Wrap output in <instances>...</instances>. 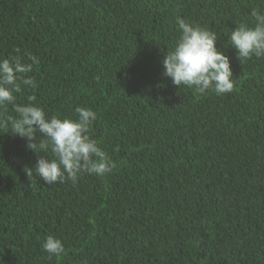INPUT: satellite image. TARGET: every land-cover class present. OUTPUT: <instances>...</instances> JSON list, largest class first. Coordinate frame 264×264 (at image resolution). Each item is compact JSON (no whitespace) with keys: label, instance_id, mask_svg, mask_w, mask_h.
<instances>
[{"label":"trees","instance_id":"trees-1","mask_svg":"<svg viewBox=\"0 0 264 264\" xmlns=\"http://www.w3.org/2000/svg\"><path fill=\"white\" fill-rule=\"evenodd\" d=\"M253 8L264 0H0V57L39 59L38 87L17 102L34 95L72 118L92 108L114 162L49 186L0 127V264H264V58L240 62L226 36ZM176 16L217 33L231 93L163 75ZM49 235L65 245L58 258L42 248Z\"/></svg>","mask_w":264,"mask_h":264},{"label":"clouds","instance_id":"clouds-1","mask_svg":"<svg viewBox=\"0 0 264 264\" xmlns=\"http://www.w3.org/2000/svg\"><path fill=\"white\" fill-rule=\"evenodd\" d=\"M254 23L241 22L226 34L227 44L236 50L240 62L264 58V12L253 8ZM179 33L175 46L167 50L162 64L163 75L173 85L187 86L198 93L213 91L217 95L231 93L235 78L230 58L216 45L217 33L209 28L176 16ZM39 64L37 56L29 53L28 60L16 56L0 57V110L13 108L15 115L0 111V127L26 141V148L38 156L34 166H24L31 180L33 175L46 185L76 184L82 173L104 177L111 173L114 162L94 137L97 112L90 107L77 106L76 117L49 116L34 103V95L27 103H18V94L26 88L36 89L38 82L29 75ZM114 150H118L114 149ZM49 255L60 257L65 245L58 237L49 235L42 244Z\"/></svg>","mask_w":264,"mask_h":264}]
</instances>
